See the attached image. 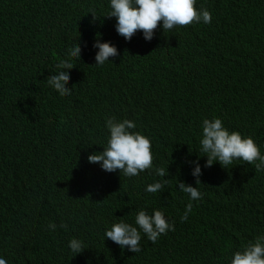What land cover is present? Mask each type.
<instances>
[{"label":"trees","instance_id":"obj_1","mask_svg":"<svg viewBox=\"0 0 264 264\" xmlns=\"http://www.w3.org/2000/svg\"><path fill=\"white\" fill-rule=\"evenodd\" d=\"M252 238L264 0H0V264H264Z\"/></svg>","mask_w":264,"mask_h":264},{"label":"clouds","instance_id":"obj_2","mask_svg":"<svg viewBox=\"0 0 264 264\" xmlns=\"http://www.w3.org/2000/svg\"><path fill=\"white\" fill-rule=\"evenodd\" d=\"M177 1V0H174ZM190 0H180V4H184ZM214 169H217V166L212 162L211 163ZM140 220H136L131 223H127L124 225L125 229L128 230L129 236L134 239V246L137 250H141L143 244L157 242L162 237L168 234V223L165 218H161L155 224L147 225L146 222L143 221L145 227H138L140 224ZM254 238L248 240L243 247L241 248L240 256H251L257 254L259 251L264 249V239H257L253 241Z\"/></svg>","mask_w":264,"mask_h":264},{"label":"bare ground","instance_id":"obj_3","mask_svg":"<svg viewBox=\"0 0 264 264\" xmlns=\"http://www.w3.org/2000/svg\"><path fill=\"white\" fill-rule=\"evenodd\" d=\"M99 21V20H98ZM102 23V22H101ZM51 36V35H50ZM48 37V36H47ZM49 40V39H48ZM48 42V41H47ZM51 45V44H50ZM42 46H43V44H42ZM46 46V45H45ZM42 49H44L43 47H42ZM47 52V51H46ZM43 54V53H42Z\"/></svg>","mask_w":264,"mask_h":264}]
</instances>
